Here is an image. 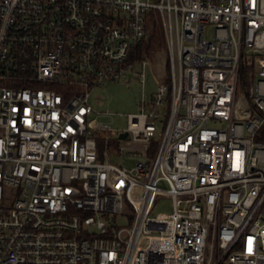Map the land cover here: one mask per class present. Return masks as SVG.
Listing matches in <instances>:
<instances>
[{"label":"built area","instance_id":"1","mask_svg":"<svg viewBox=\"0 0 264 264\" xmlns=\"http://www.w3.org/2000/svg\"><path fill=\"white\" fill-rule=\"evenodd\" d=\"M152 12L169 82L113 128ZM0 264H264V0H0Z\"/></svg>","mask_w":264,"mask_h":264},{"label":"rangeland","instance_id":"2","mask_svg":"<svg viewBox=\"0 0 264 264\" xmlns=\"http://www.w3.org/2000/svg\"><path fill=\"white\" fill-rule=\"evenodd\" d=\"M208 36H210V32ZM151 47L150 52L143 53L139 64L134 62L132 57L128 60V65L135 67L127 69L124 78L109 80L92 91L91 105L102 113L108 112L110 114L109 118H103V120L113 128L125 129L128 125L129 114L139 113L143 108V102L149 104L157 95L156 91L159 83L168 81L170 69L169 49L162 28L158 29ZM146 57H148V63L144 66L142 61ZM168 94L166 98H168ZM163 107L165 106L163 105ZM113 160L115 162L120 161L116 157H113ZM136 160L126 156L124 164L132 167ZM171 210V202L162 200L153 209L152 214L158 216L161 213H170ZM128 224L126 221L121 223L123 226H128Z\"/></svg>","mask_w":264,"mask_h":264},{"label":"trees","instance_id":"3","mask_svg":"<svg viewBox=\"0 0 264 264\" xmlns=\"http://www.w3.org/2000/svg\"><path fill=\"white\" fill-rule=\"evenodd\" d=\"M150 19L146 28V35L144 36V38L138 42L137 45L134 46V49L130 55V58L132 57L133 61L138 63L140 62V60H142V56L144 52H150L151 50V45L153 43V40L156 38L157 33H158V29L162 28L163 31V27H162V23L160 22V19L158 18V16H156L155 12H152L150 14ZM164 37H165V31H164ZM129 58V59H130ZM170 66V63H169ZM170 70V69H169ZM250 72H245L244 71V76H243V81L244 82H248L252 77V74H249ZM170 78V76H169ZM169 78L168 81L169 82ZM254 79V78H253Z\"/></svg>","mask_w":264,"mask_h":264},{"label":"water","instance_id":"4","mask_svg":"<svg viewBox=\"0 0 264 264\" xmlns=\"http://www.w3.org/2000/svg\"><path fill=\"white\" fill-rule=\"evenodd\" d=\"M125 135H126V132H125V134L122 135V137H125Z\"/></svg>","mask_w":264,"mask_h":264}]
</instances>
